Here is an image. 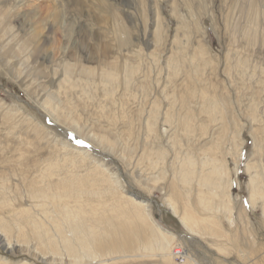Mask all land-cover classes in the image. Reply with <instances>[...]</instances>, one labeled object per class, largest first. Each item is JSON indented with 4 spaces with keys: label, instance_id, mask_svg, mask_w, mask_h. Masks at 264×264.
Here are the masks:
<instances>
[{
    "label": "rangeland",
    "instance_id": "374dc122",
    "mask_svg": "<svg viewBox=\"0 0 264 264\" xmlns=\"http://www.w3.org/2000/svg\"><path fill=\"white\" fill-rule=\"evenodd\" d=\"M26 1L0 0V8L16 27L25 22L30 30L36 28L48 44L46 52L29 58L30 65L23 61L28 55L6 59L0 47V187L5 184L0 192V264H70L60 237L52 230L36 234L31 225L59 221L61 214L42 198L61 194L58 184L29 192L28 176L38 166L51 169L45 175L56 169L61 175L86 173L80 166L87 163L80 164L72 148L109 168L122 186L101 202L92 195L78 202L77 194L85 190L80 185L66 195L71 207H96L101 214L119 203L142 213L135 203L126 204L124 194L151 205L145 231L160 227L177 234L193 264H264V200L254 204L250 199L251 180L259 172L264 175V0H28L32 7ZM119 28L127 34L123 43ZM57 49V62L84 65L96 76L71 77L75 86H61L63 75H54L57 67L48 57ZM106 61V67L119 63L117 80L100 78ZM85 80L90 87L83 86ZM45 90L55 93L54 102L61 106L54 114L78 121L48 115ZM150 114L158 119L152 131L146 126ZM186 117L191 128L184 125ZM98 126L120 134L116 147L91 139ZM73 135L85 143H76ZM208 143L218 145L202 149ZM155 145L167 150V158L159 160L156 180L140 182L158 160L151 151ZM57 146L70 156L57 161ZM203 160L225 174L219 193L228 201L226 209L199 204L200 196L207 203L206 188L199 184ZM193 163V171L180 170ZM184 172L191 173V181L184 180ZM171 181L183 201L169 196ZM170 200L180 215L187 203L195 218L221 221L223 229H201L204 238L192 234L169 208ZM121 264L146 263L127 258Z\"/></svg>",
    "mask_w": 264,
    "mask_h": 264
},
{
    "label": "bare ground",
    "instance_id": "6f19581e",
    "mask_svg": "<svg viewBox=\"0 0 264 264\" xmlns=\"http://www.w3.org/2000/svg\"><path fill=\"white\" fill-rule=\"evenodd\" d=\"M26 5L31 6L32 4L30 1L27 0ZM20 28L16 27V25L9 18L7 13L5 11H2L0 8V47L1 49L5 48V52H3V50L1 51L0 49V54L3 52L1 56L5 57L6 59H9L8 56L9 54L12 55L14 54L18 56H22L23 54L25 55V57L26 55H28L26 60H23L26 61V63H28L29 58H31L32 56L39 57V55L44 53V51L46 52L44 48L47 46L48 41H46L43 38H40L41 33L36 28L30 30L25 25V22L20 23ZM21 32L22 35L20 34ZM118 35L119 37H121L120 42L123 43L124 37H127V34H125V31L123 33L122 28H119ZM52 51L53 52L50 53L48 57L53 63L56 64V67L58 68V69L54 68L55 69L54 75L55 74L57 75L58 72L59 74L63 75V77H61L62 80H60L61 86H63L62 84L63 82H69L71 83L72 86H75L76 82L75 83L72 82L70 80L71 77H75V78L79 77L82 79L84 77L85 79H87V75L88 76L90 74L95 75V72L93 70H89L85 68L84 65H77L76 63H72L67 59L64 62L61 60L57 62L60 50L57 49ZM74 61H79V59H75ZM118 64H119L118 62L111 61L108 63V66L106 67L107 65V61H106V64L104 65V69H102L101 71L100 78L107 79L108 81L117 80L120 77ZM61 69L62 71L60 72ZM124 72L126 74H129L128 69H125ZM89 85L90 84L87 80L83 82L84 87ZM46 91L47 90H45V92ZM48 92H46L47 98L43 103V107L48 111L47 112L44 109L45 112H47L48 115L49 113H51L50 115L55 116L63 121L77 122L78 119H76L73 116L71 117V119H69L70 117L68 115L65 116L60 112L54 114L52 112L60 109L61 106L57 105V102L56 103L54 102V99L56 98L54 95L55 93H52L51 91L50 93ZM58 102L62 104L61 100H59ZM62 106L64 105L62 104ZM151 113H152V109H151ZM210 114L216 115L217 110L216 112L213 113L210 112ZM153 116H154L153 114L152 115L150 114L147 115L148 119L146 118L147 119L146 126L149 131H152L154 129V125H156L158 122L157 117L156 119H153ZM183 122L184 125L187 126V128L192 127L191 121L189 120L188 117L183 119ZM99 127L100 126L92 130L91 133L93 137H91V139H93V141L99 144L110 142L111 143L110 148L112 146L116 147L118 139L120 138V134L117 133L113 135L109 133L111 131L108 132L106 128L101 129ZM74 128L78 130L77 127L74 126ZM214 145H218V143L215 144L208 143L204 147H202V149H206V148L210 149ZM57 149L59 151V155L58 157H56L57 161H59L60 157L63 158L66 156L67 157L70 156L66 148L58 147ZM151 151L158 153V160H156L155 165L152 167L153 172H149L150 174L144 178L145 180L142 179V181H140L143 183L150 182L158 178V176H154L153 173H156L159 170L158 168L160 164L159 160L164 161L167 158V150H164L162 146L155 145V148H152ZM61 153L65 154V156H62ZM70 153L72 154L79 153L78 157H80L79 158L80 164L87 163L86 165L80 166V167L82 166L85 167V170H87L86 173L84 174L70 173V174L61 175L59 174L60 170L56 169L54 172H49L48 174L45 175V172L51 169L46 168L43 170L42 166L40 167L38 166L39 170H29L30 171L28 176V179H30V184L28 185L29 192L32 191L42 192L45 190L46 186L51 185L53 184V182H55L58 184L55 186V188L58 189L61 193L57 196H49V195L42 196L43 200H48V203L51 205V208L56 213L58 214L60 213L61 215L59 217V221L57 222L52 221V223L48 225L46 224V221H40L39 225H37V221L32 222L31 225L35 226L34 231H36V234L48 235L51 230L54 231V234L60 237L66 249L67 252L66 256L67 258H69L68 261L70 264H121L122 261L127 258L128 259L133 258L137 263H146V264H150V263L193 264L194 259L192 257L191 259L189 258L188 250L184 251L185 248L182 246L183 244L181 242L178 243L179 236H177V234L169 231H163L160 227L156 229L152 228L147 232L145 231L146 223L149 220L148 218L151 216V212H150L151 205H149L148 202L144 204H140V202L133 200V198H127L123 196L124 194L121 196L122 198L125 199L127 205L131 206L130 205L131 202L135 203L134 208H138L139 210H142V213L131 211L129 210L130 207L120 205L119 203H117V205L112 207L106 206L104 210L107 209V211L101 214L97 212L96 207H88L84 205H81L80 208L73 206L71 207L72 202L69 199V197L66 195L76 191L78 189V186L80 185H84L85 190H83V194L82 193L77 194L76 197L78 202L80 201L83 195H84L83 201H85L88 196L92 195V196H97L98 199H100L99 201L101 202V199L103 197L107 196L108 194H115V191L119 188L121 190L122 185L119 184L120 179L115 173L111 172L109 168H106L103 165L97 163L95 159H92L91 155L87 154V152H81L77 148H72ZM235 160L236 162H238L237 156H235ZM195 164L196 163H193L192 167L191 168L188 167L187 169L185 167H181L180 170L193 171L192 169L195 167ZM207 165L209 167L206 168L205 166ZM202 166H203V173L201 179L199 180V184L202 188L204 187L207 190V192L205 190V197L207 199L208 204L203 201V196H200V198L198 197L199 204L204 205L206 208H213L215 210L228 208L229 204L227 199L225 198V196H222L219 193V190L222 188L224 184L225 174L222 172L220 175V172L217 171L218 170L217 165L210 166L209 164H206L204 160L202 161ZM160 169L163 170L162 168ZM89 170L91 172H96L100 174L98 176H90ZM183 176L185 177L184 180L186 182L192 180L190 172H188L187 174H185L184 172ZM263 178L264 175L259 172L257 174V177L251 180L250 199L254 204L257 203V200L259 199L264 200ZM21 179H25V177H22ZM170 185H171V191L169 192V196L172 197L175 201H177L179 198L181 201H183L184 196L181 197L182 195L179 194L175 182L171 181ZM230 186L231 184L227 185L228 188ZM4 189H5V184H3L0 187V192H2ZM49 189L50 187H48L47 190ZM122 193H123V189H122ZM30 195L32 199L38 198L34 194H30ZM185 197L191 198L190 194H186ZM174 200H170L168 202L169 208L176 216H178L179 219L182 220L183 224L192 234L200 236L203 232L201 231V229H205V230L223 229V225L221 221L207 222L208 219L206 217L195 218V216L191 213L192 208H190L187 205V203L185 209L183 210L184 216H182L183 212L180 215V211L176 208V206L173 203H171V201ZM64 202L67 203L68 205H64V207L62 208ZM147 208H149L148 211ZM26 211L30 213L31 209L27 208ZM263 211H264V206H263ZM90 216H94V217L89 218ZM227 220L229 224L233 223V219L229 218ZM190 223L192 224L193 228L191 227ZM194 228H197L198 230ZM67 230H69V232ZM0 236H2L1 233ZM201 238L204 237H202L201 235ZM40 240L43 243L42 237H40ZM51 249L53 251L59 250V244L55 247H51ZM182 251H183V261H180L178 259L179 258L178 256L181 255L179 254V252ZM59 254L61 255V252H59ZM173 258L176 260L177 263H175ZM251 258L252 257H248V260H250ZM61 261H64L63 256L61 257ZM20 264H29V262L23 260L21 261ZM195 264L198 263L195 262Z\"/></svg>",
    "mask_w": 264,
    "mask_h": 264
},
{
    "label": "snow or ice",
    "instance_id": "6c2138e0",
    "mask_svg": "<svg viewBox=\"0 0 264 264\" xmlns=\"http://www.w3.org/2000/svg\"><path fill=\"white\" fill-rule=\"evenodd\" d=\"M72 138H73V139L75 140V142L78 143V144H84V143H85V141L77 139L74 135H73Z\"/></svg>",
    "mask_w": 264,
    "mask_h": 264
},
{
    "label": "built area",
    "instance_id": "2783aa9c",
    "mask_svg": "<svg viewBox=\"0 0 264 264\" xmlns=\"http://www.w3.org/2000/svg\"><path fill=\"white\" fill-rule=\"evenodd\" d=\"M182 246H183V245H182ZM183 247L185 248L184 251L187 250V248H186L185 246H183ZM179 254H181V255L178 256V257H179L178 259H179L180 261H183V251H182V252H179Z\"/></svg>",
    "mask_w": 264,
    "mask_h": 264
}]
</instances>
